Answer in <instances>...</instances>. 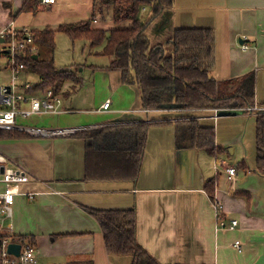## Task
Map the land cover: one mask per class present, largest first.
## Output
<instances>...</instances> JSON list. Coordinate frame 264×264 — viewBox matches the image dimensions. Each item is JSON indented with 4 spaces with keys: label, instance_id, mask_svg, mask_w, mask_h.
I'll list each match as a JSON object with an SVG mask.
<instances>
[{
    "label": "crops",
    "instance_id": "0c3cea01",
    "mask_svg": "<svg viewBox=\"0 0 264 264\" xmlns=\"http://www.w3.org/2000/svg\"><path fill=\"white\" fill-rule=\"evenodd\" d=\"M25 1L0 0V30L10 23L31 30L74 24L93 10V0H39L35 12L22 11ZM153 22L155 32L165 31L156 45L166 48L174 29L213 30L210 76L226 81L253 73V105L264 107V0H173ZM164 52L171 54V47ZM108 65L109 58L78 69L76 88L71 82L62 89L72 86L70 104L61 100L59 113L30 118L33 126L82 130L69 137L0 139L7 165L30 176L20 191L37 193L14 198L6 220L14 237L34 243L37 264H131V256L107 253L90 210L134 209L135 239L160 264H264V174L256 170V120L264 114L245 108L146 110L138 86ZM106 100L110 105L102 109ZM192 120L213 128L217 154L187 147L176 125ZM140 124L147 129L137 163ZM224 165L234 167V178ZM216 202L222 205L217 211ZM217 215L225 226L232 220L237 225L219 227Z\"/></svg>",
    "mask_w": 264,
    "mask_h": 264
},
{
    "label": "trees",
    "instance_id": "16d2710c",
    "mask_svg": "<svg viewBox=\"0 0 264 264\" xmlns=\"http://www.w3.org/2000/svg\"><path fill=\"white\" fill-rule=\"evenodd\" d=\"M38 6L39 0H26L22 11L35 12ZM172 6L173 0H93V10L87 20L31 31L36 50L44 47L53 53L57 32L64 33L73 43L84 40L90 48L96 47L92 52L94 56L109 58L106 69L119 71L124 82L138 86L141 105L146 110L171 106L233 110L251 107L254 104L253 73L226 81H216L210 76L214 65L213 30L174 29L169 39L171 54H166L159 45L150 44L147 28ZM108 12H111L114 27L109 30L95 28L93 20ZM96 13L99 16L96 17ZM124 22L129 26L122 27ZM24 63L28 77L36 79L32 80L36 91L53 90L60 94L68 82L76 88L78 67L59 69L53 58H40L37 51L27 55ZM176 128L180 137L186 139L187 147L204 150L210 156L219 152L215 147L213 128L199 127L193 120L182 121ZM136 129L140 135L138 163L147 128L140 124ZM20 136L16 132H0L2 138ZM256 170L264 174V115H259L256 120ZM206 189L212 197V185H207ZM90 213L100 225L108 254L131 256V264H160L135 239L134 209L90 210Z\"/></svg>",
    "mask_w": 264,
    "mask_h": 264
},
{
    "label": "built area",
    "instance_id": "2783aa9c",
    "mask_svg": "<svg viewBox=\"0 0 264 264\" xmlns=\"http://www.w3.org/2000/svg\"><path fill=\"white\" fill-rule=\"evenodd\" d=\"M54 0H41V4H51ZM245 48V46H243ZM34 34L26 27H15L13 23L8 24L0 30V59L1 67L9 74V82L0 84V132L10 131L25 134L34 138L69 137L76 134L80 127H39L19 123L18 119L26 120L31 117L47 113H59L61 97L53 90L43 92L36 91L34 82L28 77V70L24 63L27 55L34 54ZM110 103L106 100L102 109H108ZM247 111L254 110L264 114V107L256 105L245 108ZM214 116H216L214 114ZM7 159L0 155V183L3 190L0 192V264H37L36 247L30 239L18 240L11 233V225L6 223L11 218L14 198L25 194L32 199L37 193H22L20 186L30 179L26 170L21 167L7 166ZM220 166V165H218ZM217 165L214 168L217 170ZM221 168V166H220ZM224 172L229 179L236 176L234 167L224 165ZM216 211L222 208L218 202L214 204ZM219 227L233 229L237 221H230L225 226L221 217H216ZM10 244L19 245L18 255L8 252ZM235 246L240 249L237 242Z\"/></svg>",
    "mask_w": 264,
    "mask_h": 264
},
{
    "label": "rangeland",
    "instance_id": "374dc122",
    "mask_svg": "<svg viewBox=\"0 0 264 264\" xmlns=\"http://www.w3.org/2000/svg\"><path fill=\"white\" fill-rule=\"evenodd\" d=\"M97 16L99 15L96 13V17ZM159 20L160 18L157 19L156 21H159ZM155 25H156L155 22H151L149 26H151L150 31L152 32H148V38L152 46H155L157 42L162 41L164 37V33H165V31L163 30L156 31L157 32L156 33ZM93 26L95 28H102L104 30H109L113 28L114 24L112 22L111 12L104 14L103 17L99 16L97 18V21L93 22ZM121 26L128 27L129 23L124 22L123 24H121ZM83 45L85 46V48L83 47ZM162 47L165 48L164 50H167V51L170 50V47L166 48L165 43L164 45H162ZM95 48H90L88 43H86L84 40L76 41L73 43L64 33L58 32L55 35V48L53 50V53L48 48H44V47H41L36 51L40 58H43V59L53 58L56 67L59 69H64L69 66H73L76 68L78 67V69L80 70V68L83 69V66L84 67L86 66L88 68L90 64L102 65L106 63V59H107L106 57H104L103 59V57L94 56L92 54ZM79 70H77L76 74L79 73ZM9 78H10V74L6 69H3V67H1V59H0V84L9 82ZM29 79L36 80L34 77H29ZM75 79L78 80V78H75ZM68 83H71V82H68ZM71 89H72V86L70 90L62 91L59 94L61 97V100H64V102L68 104H70V101L73 95ZM18 121L21 124L32 126L31 119L21 120L19 118ZM0 139H2V137H0ZM0 154L5 155V153L1 150H0ZM7 166L13 167L11 164H8ZM2 190H3V184L0 183V192Z\"/></svg>",
    "mask_w": 264,
    "mask_h": 264
},
{
    "label": "water",
    "instance_id": "95a60500",
    "mask_svg": "<svg viewBox=\"0 0 264 264\" xmlns=\"http://www.w3.org/2000/svg\"><path fill=\"white\" fill-rule=\"evenodd\" d=\"M33 58H36V55H33ZM19 245L18 244H10L9 246H8V252L9 253H12V254H14V255H18V253H19Z\"/></svg>",
    "mask_w": 264,
    "mask_h": 264
}]
</instances>
